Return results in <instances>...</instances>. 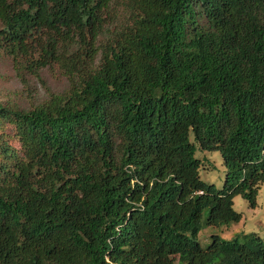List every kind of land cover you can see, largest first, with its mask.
Masks as SVG:
<instances>
[{"label":"trees","instance_id":"1","mask_svg":"<svg viewBox=\"0 0 264 264\" xmlns=\"http://www.w3.org/2000/svg\"><path fill=\"white\" fill-rule=\"evenodd\" d=\"M0 53L68 82L0 102V264H264L256 231L198 238L264 183V0H0Z\"/></svg>","mask_w":264,"mask_h":264},{"label":"rangeland","instance_id":"2","mask_svg":"<svg viewBox=\"0 0 264 264\" xmlns=\"http://www.w3.org/2000/svg\"><path fill=\"white\" fill-rule=\"evenodd\" d=\"M25 80L16 72L10 57L0 53V102L15 104L26 108L44 100L47 96L46 87L52 91H64L68 82L57 68L45 67L40 70V78L29 73ZM14 144L17 142L11 139ZM195 154L200 158L199 173L204 180L221 186L224 178L225 166L219 150H201L196 148ZM233 206L243 213L238 222L229 225H207L203 227L198 238L204 246L209 241L212 232H219L224 237H231L238 231H256L264 238V183L259 185L255 206L249 205L247 199L241 194L233 197Z\"/></svg>","mask_w":264,"mask_h":264}]
</instances>
